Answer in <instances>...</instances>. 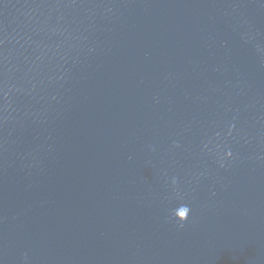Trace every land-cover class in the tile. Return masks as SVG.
I'll list each match as a JSON object with an SVG mask.
<instances>
[{
	"label": "water",
	"instance_id": "obj_1",
	"mask_svg": "<svg viewBox=\"0 0 264 264\" xmlns=\"http://www.w3.org/2000/svg\"><path fill=\"white\" fill-rule=\"evenodd\" d=\"M0 264H264V0H0Z\"/></svg>",
	"mask_w": 264,
	"mask_h": 264
},
{
	"label": "clouds",
	"instance_id": "obj_2",
	"mask_svg": "<svg viewBox=\"0 0 264 264\" xmlns=\"http://www.w3.org/2000/svg\"><path fill=\"white\" fill-rule=\"evenodd\" d=\"M226 155H227V156H231V153L228 152V153H226ZM181 206L185 209V211L187 212V215L184 216V217H181V218H177V219H178L180 222H184V221H186L187 218H188V215H189L190 209H189L186 205H181ZM173 215L175 216L174 213H173Z\"/></svg>",
	"mask_w": 264,
	"mask_h": 264
}]
</instances>
